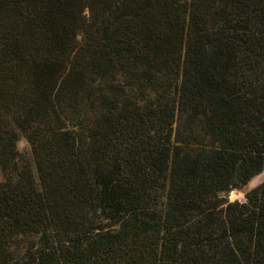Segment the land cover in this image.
Returning <instances> with one entry per match:
<instances>
[{"label":"trees","instance_id":"obj_1","mask_svg":"<svg viewBox=\"0 0 264 264\" xmlns=\"http://www.w3.org/2000/svg\"><path fill=\"white\" fill-rule=\"evenodd\" d=\"M262 173L264 0H0V264H264Z\"/></svg>","mask_w":264,"mask_h":264},{"label":"rangeland","instance_id":"obj_2","mask_svg":"<svg viewBox=\"0 0 264 264\" xmlns=\"http://www.w3.org/2000/svg\"><path fill=\"white\" fill-rule=\"evenodd\" d=\"M18 149L20 152L26 154L27 156L31 157V148L29 147L27 141L22 138L18 142ZM264 181V173L259 175L258 177L254 178L246 187L241 190H234L230 192L227 197L230 202H241L246 203V194L251 191L252 189L259 186Z\"/></svg>","mask_w":264,"mask_h":264},{"label":"water","instance_id":"obj_3","mask_svg":"<svg viewBox=\"0 0 264 264\" xmlns=\"http://www.w3.org/2000/svg\"><path fill=\"white\" fill-rule=\"evenodd\" d=\"M81 37V36H80Z\"/></svg>","mask_w":264,"mask_h":264}]
</instances>
